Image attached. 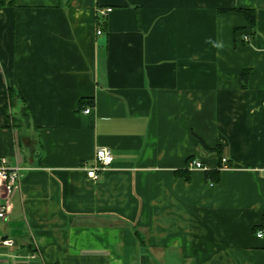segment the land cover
<instances>
[{
	"label": "crops",
	"instance_id": "0c3cea01",
	"mask_svg": "<svg viewBox=\"0 0 264 264\" xmlns=\"http://www.w3.org/2000/svg\"><path fill=\"white\" fill-rule=\"evenodd\" d=\"M2 157L0 264H264V0L0 7Z\"/></svg>",
	"mask_w": 264,
	"mask_h": 264
},
{
	"label": "built area",
	"instance_id": "2783aa9c",
	"mask_svg": "<svg viewBox=\"0 0 264 264\" xmlns=\"http://www.w3.org/2000/svg\"><path fill=\"white\" fill-rule=\"evenodd\" d=\"M110 10L111 8L101 9L99 10L98 16L103 19ZM97 33H100V30H97ZM89 111L90 108L83 110L84 113H88ZM113 160V155L108 148H97L94 153L93 164L88 167L84 165L87 177L93 180H98L100 174L111 167ZM187 168L202 170L208 169L206 165L197 159L189 160L187 163ZM229 168H231V166L228 163L227 158L221 157L219 169L227 170ZM19 179V167L9 165L7 163V159L4 157L0 158V218H4L10 210V196L18 187ZM263 235V231L260 230L257 232L258 237ZM1 243L7 247L13 246V241L11 239H3Z\"/></svg>",
	"mask_w": 264,
	"mask_h": 264
},
{
	"label": "trees",
	"instance_id": "16d2710c",
	"mask_svg": "<svg viewBox=\"0 0 264 264\" xmlns=\"http://www.w3.org/2000/svg\"><path fill=\"white\" fill-rule=\"evenodd\" d=\"M14 0H0V7L2 6H6V5H11L13 3ZM245 17L247 18L248 22L252 25L253 21H254V14L252 13V11H249L247 9H244L241 11ZM11 95V93H10Z\"/></svg>",
	"mask_w": 264,
	"mask_h": 264
},
{
	"label": "clouds",
	"instance_id": "9594fccd",
	"mask_svg": "<svg viewBox=\"0 0 264 264\" xmlns=\"http://www.w3.org/2000/svg\"><path fill=\"white\" fill-rule=\"evenodd\" d=\"M218 47H219V45H218Z\"/></svg>",
	"mask_w": 264,
	"mask_h": 264
}]
</instances>
